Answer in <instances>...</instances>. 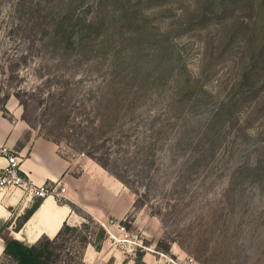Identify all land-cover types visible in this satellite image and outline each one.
Instances as JSON below:
<instances>
[{
    "label": "rangeland",
    "instance_id": "374dc122",
    "mask_svg": "<svg viewBox=\"0 0 264 264\" xmlns=\"http://www.w3.org/2000/svg\"><path fill=\"white\" fill-rule=\"evenodd\" d=\"M27 6L22 0H0V101L8 94L7 104L18 107L21 115L23 107L15 93L23 99L37 97L38 86L55 71L48 49L29 19L33 10ZM49 6V0H42V18L34 11L35 18L43 19ZM117 6L126 14L124 33L141 24L171 31L172 44L181 54L191 83L210 94L198 93L191 125L199 134L213 118L209 161L195 169L180 166L178 161L163 166L160 172L155 170L159 180L147 192L148 203L130 216L141 209L149 214L160 210L163 239L175 240L171 244L179 246L183 258L191 256L193 264H264V0H118ZM147 53L146 98L137 110L146 114V135L148 120L164 109L173 87L168 84L165 94L159 95L155 86H148L149 77L158 72V63ZM29 102V113L41 118L42 108ZM34 130L43 135L41 128ZM58 149L67 157L84 156L63 139ZM165 155L164 148L158 147L156 159L164 161ZM182 172L190 176L178 179ZM131 178L142 190L140 180L134 175ZM74 211L89 215L77 206ZM94 222L89 223L90 240H94L97 226H102ZM129 226H125L127 236L124 232L111 236L105 230L104 247L114 255L108 259L111 263L114 259L117 264L130 261L138 248L144 252L153 249ZM159 257L163 256L156 259ZM0 264H4L2 253ZM86 264L92 261L88 259ZM159 264L173 263L160 260Z\"/></svg>",
    "mask_w": 264,
    "mask_h": 264
},
{
    "label": "trees",
    "instance_id": "16d2710c",
    "mask_svg": "<svg viewBox=\"0 0 264 264\" xmlns=\"http://www.w3.org/2000/svg\"><path fill=\"white\" fill-rule=\"evenodd\" d=\"M117 2L49 0V10L43 19H37L42 18V0H22L33 10H29L32 12L29 19L40 33L55 71L45 84L38 86L37 97L29 100L18 92L15 95L23 107L21 118L31 128H41L43 136L57 145L63 139L134 193V211L148 203L147 192L159 180L155 170L178 161L180 166L185 164L186 168L195 169L209 161L213 118L199 134L191 125L193 109L199 105L198 93L210 94L201 85L191 83L181 54L172 44L171 31H156L141 24L124 33L121 29L126 14ZM106 4L108 8L103 11ZM34 11L39 12L37 18ZM146 53L158 63V72L149 77L148 86H155L156 94L161 95L168 84H173L164 109L157 110L148 120L147 135L146 114L137 113L146 98ZM8 97L5 94L0 101L5 116ZM29 101L42 108L41 118L29 113ZM158 147L165 150L164 161L156 159ZM133 175L140 180L142 190L135 186ZM189 176L182 172L177 177ZM41 201L40 198L33 201L18 217L13 230L20 229ZM150 213L162 220L160 210ZM82 216L85 221L80 225L63 222L53 237L41 235L34 242L14 237L5 223L0 227L4 264H83L87 245L99 250L106 232L98 225L94 240H90L89 223L95 222L91 215ZM119 223L130 227L127 222ZM171 241L175 242L161 238L156 241L155 249L168 254ZM143 242L150 245V241ZM143 254L144 250L138 248L133 264H146ZM111 262L110 259L106 264Z\"/></svg>",
    "mask_w": 264,
    "mask_h": 264
},
{
    "label": "crops",
    "instance_id": "0c3cea01",
    "mask_svg": "<svg viewBox=\"0 0 264 264\" xmlns=\"http://www.w3.org/2000/svg\"><path fill=\"white\" fill-rule=\"evenodd\" d=\"M5 107L8 111L6 116L0 109V145L7 146L19 156L20 169L33 184L61 181L66 187L65 195L71 204L60 203L54 197L47 196L19 230H12L18 217L35 199L28 190L3 191L0 192V227L8 223L14 237L28 242L36 241L41 235L53 237L63 222L80 225L85 221L81 213L74 211L71 206L74 205L86 211L101 225L109 224L107 228L111 234L106 231L109 235L121 236L117 224L132 217L127 223L138 231L143 240L150 241V246L153 247L149 249L150 252L145 251L143 254L146 264H159L160 260L166 263L168 258H173L178 263L182 262L184 253L175 243L171 244L168 254L155 249L156 241L163 238L164 234L158 217L142 209L130 216L135 195L122 182L86 156H64L56 143L40 135L21 118L18 107L16 108L14 104L10 106L7 102ZM5 163V157L0 154V169ZM104 244L105 241L99 250L88 244L84 251L83 264H86L88 259L92 264L106 263L113 254H110ZM0 245L2 250V244ZM158 255L163 257L156 259ZM123 261L118 264H122ZM113 263L117 264L115 259ZM133 263V259L126 261V264Z\"/></svg>",
    "mask_w": 264,
    "mask_h": 264
},
{
    "label": "built area",
    "instance_id": "2783aa9c",
    "mask_svg": "<svg viewBox=\"0 0 264 264\" xmlns=\"http://www.w3.org/2000/svg\"><path fill=\"white\" fill-rule=\"evenodd\" d=\"M0 154L5 157L6 163L0 169V192L14 191L16 189L28 190L31 197L34 199H44L47 196H52L58 200L63 198L67 200L65 195L66 187L61 181H48L41 184H33L27 175H24L20 169V158L16 153H13L5 145H0ZM104 229L109 233L107 225L102 223ZM117 229L127 236L126 228L123 224H117ZM112 236V235H111ZM170 263L173 264H193L194 260L191 256L183 258V262L176 263L173 258H168Z\"/></svg>",
    "mask_w": 264,
    "mask_h": 264
},
{
    "label": "bare ground",
    "instance_id": "6f19581e",
    "mask_svg": "<svg viewBox=\"0 0 264 264\" xmlns=\"http://www.w3.org/2000/svg\"><path fill=\"white\" fill-rule=\"evenodd\" d=\"M52 198V197H51ZM49 202V201H48ZM54 202V201H53ZM54 204V203H53ZM53 209V208H52ZM56 211H58L57 209H56ZM53 213V212H52ZM61 214V213H60ZM72 219V218H71ZM0 253H2V250H1V245H0Z\"/></svg>",
    "mask_w": 264,
    "mask_h": 264
}]
</instances>
